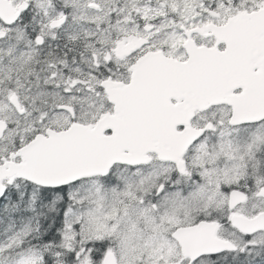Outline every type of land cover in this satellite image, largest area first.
<instances>
[{
	"label": "snow or ice",
	"instance_id": "snow-or-ice-1",
	"mask_svg": "<svg viewBox=\"0 0 264 264\" xmlns=\"http://www.w3.org/2000/svg\"><path fill=\"white\" fill-rule=\"evenodd\" d=\"M0 264H264V0H0Z\"/></svg>",
	"mask_w": 264,
	"mask_h": 264
}]
</instances>
